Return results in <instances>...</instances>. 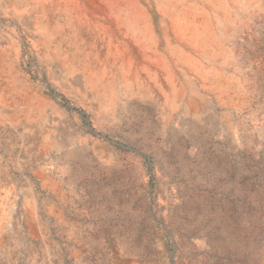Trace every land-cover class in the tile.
Returning <instances> with one entry per match:
<instances>
[{
    "label": "rangeland",
    "instance_id": "1",
    "mask_svg": "<svg viewBox=\"0 0 264 264\" xmlns=\"http://www.w3.org/2000/svg\"><path fill=\"white\" fill-rule=\"evenodd\" d=\"M177 3L191 58L155 16L144 80L97 87L108 112L76 100L18 35L37 98L0 110L28 118L0 127V264H264V0ZM170 73L204 109L186 99L166 118Z\"/></svg>",
    "mask_w": 264,
    "mask_h": 264
},
{
    "label": "bare ground",
    "instance_id": "2",
    "mask_svg": "<svg viewBox=\"0 0 264 264\" xmlns=\"http://www.w3.org/2000/svg\"><path fill=\"white\" fill-rule=\"evenodd\" d=\"M177 1L183 3V5L188 3L189 7L192 5V0H0V110L5 107L15 108L18 96H22V94H24L23 102L20 103L24 108L26 106L30 107L34 98H37L36 86L33 85L21 64V54L23 53H20L21 46L18 37L20 35L26 38L32 47L37 50L38 59H42L49 66V71L56 73L59 80L56 82H59L63 88L70 89L76 96V100L89 106L92 111L108 112L114 100L110 95L101 96L100 98L97 87L105 89L116 87V79H120L124 89L129 90L132 89L131 87L134 84L137 85L139 79H143L141 75L142 67L148 66L146 59L148 57L153 58L157 48V41L154 39L155 34H153L155 16L163 24L166 30L165 33L171 37V41L183 45L187 58H191L192 51L184 47L183 34L185 28L180 29V17L174 15L175 10H182L178 9L179 4ZM192 6L195 7L196 5ZM201 9L207 11V5L201 7ZM203 19L205 20V18ZM194 40L196 39L194 38ZM40 54H42V57ZM159 58L161 63L164 64L162 57ZM193 61L195 67L202 66L199 60L194 59ZM138 65H141V68ZM162 67L164 69L169 66L167 64ZM66 74L71 78L65 77ZM170 75V79L173 81L170 92L164 96L165 98L163 97L164 100L160 98L162 106L167 111L166 118L170 119L172 112L180 107V103L186 99L185 104L191 115H195L199 110L204 109L205 105L198 104V100L188 98L185 85L178 83L177 78L172 73ZM73 79H75V82ZM83 83L86 84L84 86L86 95L80 94ZM72 84H77V86L73 88ZM168 96L170 100H166ZM90 98H99V100L89 104ZM43 105L40 102L36 105L39 114L29 117L30 121L34 119L35 122L41 120L40 115H42ZM22 118L28 119L24 115L21 116V114L17 117L10 115L9 118L0 115V127L7 129V127L20 126L23 122ZM184 128H186V125ZM44 132L49 133V130ZM19 136V138L24 139L25 134L21 133ZM100 158H102V155ZM39 170L35 171L34 175L38 173L37 176L43 182V185H49V187L56 185L57 182L52 181L49 178L50 175L46 177L43 169L40 168ZM49 180L50 182H47ZM34 216L35 214L33 215L35 219ZM32 233L42 237L45 241L43 230L35 229V231L32 230Z\"/></svg>",
    "mask_w": 264,
    "mask_h": 264
}]
</instances>
